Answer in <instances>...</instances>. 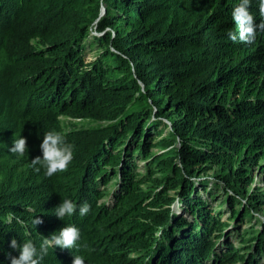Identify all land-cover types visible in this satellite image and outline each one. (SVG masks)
<instances>
[{
  "label": "trees",
  "instance_id": "obj_1",
  "mask_svg": "<svg viewBox=\"0 0 264 264\" xmlns=\"http://www.w3.org/2000/svg\"><path fill=\"white\" fill-rule=\"evenodd\" d=\"M237 2L0 0V264L19 256L13 239L39 253L66 225L80 230L76 247L48 248L41 264H72L74 255L85 264H264V221L238 246L225 240L224 213L200 195L217 193L191 180L213 175L230 221L264 212L252 173L256 165L264 172V30L251 44L228 38V29L239 32ZM249 11L264 22L257 0ZM63 116L107 125L67 131ZM159 126L170 127L168 136L149 144L148 130ZM52 130L74 149L67 170L48 177L31 160L42 158ZM21 136L24 156L9 151ZM149 145L167 151L153 155ZM138 157L152 161L146 175L136 172ZM113 181V205L101 204ZM172 192L191 221L165 208ZM62 199L77 205L63 220L55 215Z\"/></svg>",
  "mask_w": 264,
  "mask_h": 264
},
{
  "label": "clouds",
  "instance_id": "obj_2",
  "mask_svg": "<svg viewBox=\"0 0 264 264\" xmlns=\"http://www.w3.org/2000/svg\"><path fill=\"white\" fill-rule=\"evenodd\" d=\"M251 0H238L232 9V19L238 25V35L232 29L227 30L228 38L232 41L239 39L241 43L251 44L255 41L257 29L264 30V22L257 25L255 18L249 11ZM259 15L264 18V0H257ZM27 147V138L21 136L13 140L10 152L24 156ZM42 158L40 156L31 160V165L36 172L44 169L45 175L52 177L57 172L66 171L68 165L73 160L74 145L68 143L63 135L55 130L47 131L43 135L40 145ZM39 165V167H37ZM77 211V205L71 199H62V202L55 208V215L61 220L67 215L72 216ZM90 211V205L85 202L79 206V215L85 216ZM43 221L35 219L33 223L41 224ZM80 239V230L75 225H66L61 228L58 234L53 233L50 237H45L41 244L39 253L32 241H25L18 244L16 239L11 241L10 247L19 250V256L8 254L10 264H41L44 256L47 255L48 248L59 247L61 249H73ZM72 264H85V259L81 255H74Z\"/></svg>",
  "mask_w": 264,
  "mask_h": 264
},
{
  "label": "rangeland",
  "instance_id": "obj_3",
  "mask_svg": "<svg viewBox=\"0 0 264 264\" xmlns=\"http://www.w3.org/2000/svg\"><path fill=\"white\" fill-rule=\"evenodd\" d=\"M103 11H105L104 7L102 8ZM96 32H93V35L96 36L95 34ZM100 49H98V47H95L93 49H89L88 53H87V60L88 61H92L98 54ZM143 88V87H142ZM154 121V124L159 125L162 120H157L156 118L152 119ZM62 124L64 125V128L67 129V131L70 130H78V132L80 133H87V134H92L93 130L99 129L100 126H106V122L104 121H98L96 120V118H89L87 119H78V118H72V117H62L61 118ZM164 123H168V121H164ZM163 126H159V130L154 131L152 129L148 130V135L150 138H148V142L149 144L154 143L155 140H159L160 138L166 137L168 136L169 132H170V127L166 129V127L162 128ZM158 131H163V134L161 136H156V134H158ZM146 141V140H145ZM176 146V145H173ZM149 150L150 153L153 155H162L165 154L166 151H162L160 150L157 146L154 147H150L149 145ZM128 155H126L127 157ZM131 155L128 156L131 157ZM145 157H143L142 159L140 157L135 159V165L137 166V173H140L141 175L145 174L146 175V171H144L147 168V164L152 162L149 161L146 162L144 161ZM179 163V161H178ZM180 164V163H179ZM263 164V163H262ZM261 164V165H262ZM154 166V164H153ZM198 169V167H197ZM252 173H253V177H254V185H253V190L257 187L261 188L264 190V172L261 171V169L256 165L252 168ZM206 174V173H205ZM205 174H201L199 176L195 175L191 178L192 182H195V186H198L201 180H206L209 181V187L210 189L213 190V194H216L215 197H210L208 196V194L204 191L201 190L200 191V195L203 197L204 200L208 201V204L211 206V208H214V213L216 212H223L224 213V217H223V221L229 223V227L225 230L224 232V236H225V240L230 241L231 243H233L234 245L238 246L239 245V241H240V235H244L247 234L250 231H257L260 229L262 222L264 221V212H259L258 210H255V218L253 220H248L246 219L243 222H236V221H230L231 220V216L232 213L229 211L228 212V207L226 205V195L223 191L219 190L216 191L214 190V186L216 185L217 180L212 177L213 175L210 173L209 176L205 175ZM212 175V176H211ZM201 178V179H200ZM142 179V178H141ZM117 183L116 181H113L111 187H109L108 191H107V197L105 200H101V204L105 202V204L107 206H112L114 203V198L112 196L113 191L115 189H117V187L115 186ZM172 197H174L175 201L173 203H171L170 205H168L167 210H169L170 214H175V215H180V217H185L188 221L192 220V216L190 215L188 208H187V204L183 203L182 199V195H178V193L172 192ZM244 202L246 203L247 201L244 200ZM264 210V208H263ZM252 228V229H251ZM249 230V231H248ZM221 239L219 240V244L220 247L222 246L223 243H225V240ZM226 246V245H225Z\"/></svg>",
  "mask_w": 264,
  "mask_h": 264
}]
</instances>
